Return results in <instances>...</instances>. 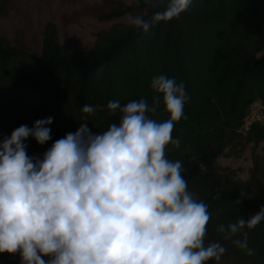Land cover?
I'll use <instances>...</instances> for the list:
<instances>
[{"label":"trees","instance_id":"16d2710c","mask_svg":"<svg viewBox=\"0 0 264 264\" xmlns=\"http://www.w3.org/2000/svg\"><path fill=\"white\" fill-rule=\"evenodd\" d=\"M167 6L168 0H95L80 12L110 24L95 33L88 49L67 37L61 42L50 22L38 54L28 49L22 30H15L11 39L0 35V142L21 125L32 128L37 120L52 117L48 143L39 145L31 137L25 141L28 155L42 158L56 140L75 133L84 122L93 132L118 122L119 114L107 108L110 101L123 105L146 98L151 104L152 79L161 74L174 78L190 99L186 119L173 131L180 147L170 148L167 155L182 161L188 190L208 206L205 243L226 248L218 264H264V222L245 229L253 256L217 231L264 207V177L242 182L215 169L226 146L242 139L264 140V123L238 132L248 106L264 101V0H193L179 18L155 24L147 34L133 26L136 16L150 20ZM13 7L14 0H0V18ZM62 19L71 18L64 14ZM86 104L96 107L94 115L82 111ZM153 118H168L162 103ZM241 238L238 234L233 240ZM0 264L22 261L19 254L4 253Z\"/></svg>","mask_w":264,"mask_h":264},{"label":"clouds","instance_id":"9594fccd","mask_svg":"<svg viewBox=\"0 0 264 264\" xmlns=\"http://www.w3.org/2000/svg\"><path fill=\"white\" fill-rule=\"evenodd\" d=\"M192 3L168 0L164 11L150 20L136 16L132 24L147 34ZM151 89V104L146 98L110 101L118 122L102 132L84 122L42 158L30 157L25 141L48 143L52 117L32 128L21 125L0 142V254H19L22 264H218L226 248L205 243L208 206L188 190L182 161L167 155L180 147L173 131L186 119L190 97L183 83L163 74ZM161 103L168 118L159 121L153 116ZM82 111L91 116L97 109L86 104ZM261 222L264 207L217 231L253 256L245 229ZM238 234L242 238L233 240Z\"/></svg>","mask_w":264,"mask_h":264},{"label":"rangeland","instance_id":"374dc122","mask_svg":"<svg viewBox=\"0 0 264 264\" xmlns=\"http://www.w3.org/2000/svg\"><path fill=\"white\" fill-rule=\"evenodd\" d=\"M95 0H14L12 11L0 18V35L11 39L15 30H22L28 49L38 54L45 24L53 23L61 42L73 40L80 48L91 47L95 33L109 26L80 12ZM125 3L129 0H121ZM69 16V22L62 19ZM123 21H127L124 18ZM220 175H232L242 182L252 183L264 177V140L258 143L239 140L225 147L216 159Z\"/></svg>","mask_w":264,"mask_h":264},{"label":"built area","instance_id":"2783aa9c","mask_svg":"<svg viewBox=\"0 0 264 264\" xmlns=\"http://www.w3.org/2000/svg\"><path fill=\"white\" fill-rule=\"evenodd\" d=\"M264 123V101L254 100L247 108L238 132L245 133L253 125Z\"/></svg>","mask_w":264,"mask_h":264}]
</instances>
